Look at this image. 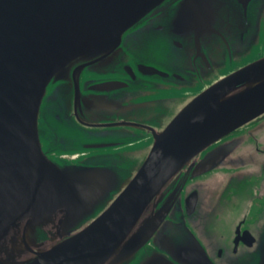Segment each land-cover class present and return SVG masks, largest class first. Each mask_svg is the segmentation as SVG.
<instances>
[{
	"label": "water",
	"instance_id": "95a60500",
	"mask_svg": "<svg viewBox=\"0 0 264 264\" xmlns=\"http://www.w3.org/2000/svg\"><path fill=\"white\" fill-rule=\"evenodd\" d=\"M171 1L178 3L168 26L184 36L204 25L213 27L221 12L245 19L252 2L237 0L241 7L232 2L222 8L227 0H0V264H214L187 228L181 240L158 241L167 205L143 216L197 155L264 115V57L222 77L163 129L153 130L147 157L137 168L128 158L130 173L124 177L104 162L59 164L43 146L45 121L56 133L74 132L58 116L69 92V106L77 105L82 76L107 75L118 63L125 39L143 20L167 11ZM252 47L229 58H247ZM225 65L215 70L220 74ZM139 72L164 75L146 65ZM143 97L132 98L124 108L135 116L149 112L148 101L136 102ZM91 107L98 108L97 103ZM56 149L61 150L60 144ZM230 152L223 147L208 154L193 178L218 168ZM196 202L194 198L188 213ZM152 241L159 249L141 252ZM226 264H264V231L248 257Z\"/></svg>",
	"mask_w": 264,
	"mask_h": 264
},
{
	"label": "flooded vegetation",
	"instance_id": "af4514ba",
	"mask_svg": "<svg viewBox=\"0 0 264 264\" xmlns=\"http://www.w3.org/2000/svg\"><path fill=\"white\" fill-rule=\"evenodd\" d=\"M232 2L238 7L237 0H227L222 8H230ZM177 3L171 1L163 14L143 20L135 33L125 39L119 61L106 70L107 75L84 74L79 101L77 105L74 101L73 107L69 106V92L66 109L58 119L61 124L73 127L74 132H68L69 136L56 133L48 121L44 122L43 146L51 159L59 164L104 162L124 177L130 173L126 166L128 158L137 163V168L147 157L154 143L153 130L163 129L184 105L222 77L264 57V0H252L245 19L238 13L221 12L213 27L201 26L188 36L175 28L173 32L168 26L172 21L169 15L173 17ZM250 46L253 56L240 61L229 58L235 51ZM224 61L226 68H230L219 74L215 69ZM140 65L155 67L164 75L143 76ZM107 82L120 84L99 86ZM101 88L109 92H100ZM143 95L147 97L136 102L148 101L145 107L149 112L136 116L128 113L124 106L132 98ZM96 103L98 108H92ZM57 144L61 150L56 149ZM75 144L80 146L77 151L62 153L75 149ZM91 145L105 147L94 152L81 150ZM223 147L231 152L220 161L219 167L193 178L198 164ZM195 192L197 197H192ZM194 198L197 202L188 213ZM163 205L170 211L156 234L158 241L168 237L181 240L187 237V228L214 264L248 257L264 231V115L223 137L190 161L168 182L143 220ZM249 209L254 210V219L248 220L245 211ZM158 249L152 241L141 252Z\"/></svg>",
	"mask_w": 264,
	"mask_h": 264
},
{
	"label": "rangeland",
	"instance_id": "374dc122",
	"mask_svg": "<svg viewBox=\"0 0 264 264\" xmlns=\"http://www.w3.org/2000/svg\"><path fill=\"white\" fill-rule=\"evenodd\" d=\"M253 55H254V54L252 53V54L249 55V57H251V56H253ZM228 68H230V67H228ZM228 68H226V71H227ZM224 71H225V70H224ZM222 73H223V72H222ZM245 212H247L248 220H250V219H254V217H255L254 210L249 209V210H246Z\"/></svg>",
	"mask_w": 264,
	"mask_h": 264
}]
</instances>
